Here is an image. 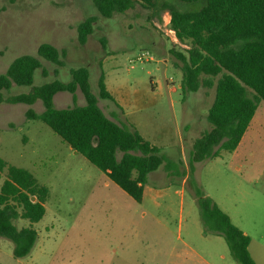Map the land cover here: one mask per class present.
<instances>
[{"label":"rangeland","instance_id":"374dc122","mask_svg":"<svg viewBox=\"0 0 264 264\" xmlns=\"http://www.w3.org/2000/svg\"><path fill=\"white\" fill-rule=\"evenodd\" d=\"M162 4L147 8L137 1L105 17L94 0H0V74L19 55L37 54L43 42L65 49L64 66L42 59L34 85L67 82L71 69L87 67L99 104L163 147L167 157L149 174L139 202L43 120L26 116L29 108L43 112L41 100L0 103V158L29 169L49 187L40 221L14 220L37 230L31 252L15 257L13 241L0 236V264H238L224 236L205 231L198 187L250 236V253L264 264V134L238 153L222 149L195 162L190 173L192 140L212 127L207 115L216 92L215 87L183 92L171 49L188 44L171 28V13ZM90 16L96 17L94 31L83 44L78 25ZM102 73L113 98L100 96ZM29 89L14 84L5 93ZM54 100L58 108L86 102L80 88L59 91ZM257 108L264 114V100Z\"/></svg>","mask_w":264,"mask_h":264},{"label":"trees","instance_id":"16d2710c","mask_svg":"<svg viewBox=\"0 0 264 264\" xmlns=\"http://www.w3.org/2000/svg\"><path fill=\"white\" fill-rule=\"evenodd\" d=\"M102 16L111 17L124 12L139 1L152 8L160 0H94ZM171 13V28L188 47L171 49L174 64L182 71L184 93L197 92L201 87H215V99L207 118L210 129L193 140L191 169L195 162L216 157L222 149L233 151L240 143L258 107L264 100V0H161ZM198 3L195 9L181 4ZM95 16L78 25V40L86 43L94 31ZM106 47V40L102 39ZM66 50L43 42L37 54L16 57L0 74V103L34 104L41 100V113L29 108V119L43 120L71 148L82 153L91 163L105 172L136 201L144 197V187L150 172L166 160L161 148L145 139L133 124L118 123L99 105L92 91L87 67L71 69L72 79H55L34 85V75L42 68V59L61 67L65 65ZM100 96L113 98L100 76ZM29 86L27 92L6 95L13 85ZM80 88L85 104L58 108L55 94L75 93ZM218 146V147H217ZM217 147V148H216ZM119 152L121 155L119 156ZM5 179L0 190V236L14 243L17 258L27 256L34 247L38 232L30 226L18 227L14 220L40 221L45 213L49 187L41 183L29 169L9 164L0 158V178ZM35 196L36 199L32 200ZM202 221L207 233L224 236L238 264H257L249 245L251 238L244 233L218 204L197 188Z\"/></svg>","mask_w":264,"mask_h":264},{"label":"crops","instance_id":"0c3cea01","mask_svg":"<svg viewBox=\"0 0 264 264\" xmlns=\"http://www.w3.org/2000/svg\"><path fill=\"white\" fill-rule=\"evenodd\" d=\"M181 81H182V78H181ZM100 105V104H99ZM101 106V105H100ZM107 107H108V109L109 110H106L105 108H104V106H101L102 107V109L104 110V112L107 114V116L108 117H110L111 119H113V120H115L116 118L115 117H117V114H115V110H112V109H110L109 108V106L108 105H106ZM257 110H258V108L256 109V112H255V114H254V116H253V118H252V120H251V122H250V124H249V126H248V128L246 129V131H245V133H244V135H243V137H242V139H241V141H240V143L238 144V146L236 147V149L235 150H233V152H237L238 153V151H239V148H241V146L242 145H244V144H246V143H249V144H251V143H253V141H254V139H255V137H257V136H261V135H263L264 134V114H262L261 116L257 113ZM260 113V112H259ZM116 121V120H115ZM116 122H118V121H116ZM118 123H120V122H118ZM186 126L187 125H185V129H186ZM139 131V130H138ZM141 134V133H140ZM145 139H147L148 140V138H146L143 134H141ZM198 137V136H197ZM195 139V138H194ZM193 139V140H194ZM193 140H192V144H193ZM151 143H153V144H155V145H157V146H159L158 144H156V143H154V142H152L151 140H149ZM184 146V145H183ZM160 148H161V152H162V149H163V147H161V146H159ZM191 153V152H190ZM167 161V157H166V160H165V162ZM263 168H264V164H263ZM153 172V171H152ZM151 173V172H150ZM106 174V173H105ZM106 176L108 177V175L106 174ZM109 178V177H108ZM110 179V178H109ZM111 180V179H110ZM112 181V180H111ZM144 191H145V187H144ZM219 206V205H218ZM220 207V206H219ZM221 208V207H220ZM222 209V208H221ZM223 210V209H222ZM226 209L224 208V212H226L225 211ZM227 213V212H226ZM228 214V213H227ZM229 215V214H228ZM238 226V225H237ZM239 227V226H238ZM240 228V227H239ZM241 229V228H240ZM242 230V229H241ZM243 232H244V230H242ZM245 233V232H244Z\"/></svg>","mask_w":264,"mask_h":264},{"label":"built area","instance_id":"2783aa9c","mask_svg":"<svg viewBox=\"0 0 264 264\" xmlns=\"http://www.w3.org/2000/svg\"><path fill=\"white\" fill-rule=\"evenodd\" d=\"M143 56H144V53L143 54H141V56H139V58L138 59H143Z\"/></svg>","mask_w":264,"mask_h":264},{"label":"water","instance_id":"95a60500","mask_svg":"<svg viewBox=\"0 0 264 264\" xmlns=\"http://www.w3.org/2000/svg\"><path fill=\"white\" fill-rule=\"evenodd\" d=\"M75 152H78V151H77V150H75ZM35 199H36V197H35V196H33V197H32V200H35Z\"/></svg>","mask_w":264,"mask_h":264}]
</instances>
